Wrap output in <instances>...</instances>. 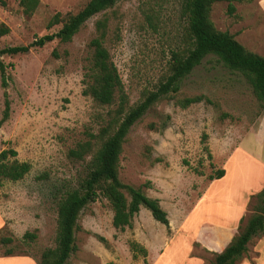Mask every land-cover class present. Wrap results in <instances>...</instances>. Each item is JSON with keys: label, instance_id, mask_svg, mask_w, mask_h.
I'll list each match as a JSON object with an SVG mask.
<instances>
[{"label": "rangeland", "instance_id": "1", "mask_svg": "<svg viewBox=\"0 0 264 264\" xmlns=\"http://www.w3.org/2000/svg\"><path fill=\"white\" fill-rule=\"evenodd\" d=\"M87 1L39 0L34 12L26 15L18 0H0V23L9 28L0 37V48L26 45L57 31L60 24L47 27L51 16L76 13ZM183 2L117 0L85 21L70 41L54 39L25 53L1 56L10 77L4 88L0 75V152L13 148L16 158L28 162L30 170L17 181L0 178V235L13 238L0 244V264H37L41 252L55 246L57 200L76 188L87 171V158L75 159L69 150L87 140L88 133L97 132L108 110L82 93L95 21L108 17L105 46L123 82L128 105H134L164 77L171 50L184 42ZM233 4L235 12L228 14L226 1L214 2L210 20L216 29L233 34L247 50L264 56V0ZM200 94L208 101L186 108L175 102ZM203 133L207 135L204 143ZM238 145L249 156L241 150L233 152L230 172L250 178L253 185L264 173V102L257 99L241 72L210 54L182 80L179 93L155 103L131 127L120 154L119 178L157 198L172 224L192 208L211 181L209 175L222 169L224 159ZM157 157L160 161H154ZM222 185L229 187L226 182ZM256 202L250 198L244 222ZM112 215L109 202L101 195L80 212L77 250L66 264H150L157 254L156 244L172 236L171 230L166 238L160 235V223L143 206L123 230L112 225ZM26 231L34 234L33 239L22 238ZM175 238L159 264L164 259L168 264L175 261L183 233ZM131 239L147 246L149 257L132 258L127 244ZM249 244L256 245L249 254L247 249L251 264H264V234L252 237ZM6 248H12L13 254L4 255ZM190 255L202 258V264L213 260V253L197 243Z\"/></svg>", "mask_w": 264, "mask_h": 264}, {"label": "trees", "instance_id": "2", "mask_svg": "<svg viewBox=\"0 0 264 264\" xmlns=\"http://www.w3.org/2000/svg\"><path fill=\"white\" fill-rule=\"evenodd\" d=\"M226 1L227 13L233 14V1L245 0H184L182 14L184 22V42L182 46L171 50L167 71L154 89L142 94L134 105H128L127 94L123 82L105 46L108 33V17L103 16L95 21V36L89 41L90 56L84 65L83 95L101 106H108L106 115L101 118L96 133H88V139L78 142L69 150L75 159H86L87 171L76 188L65 191L57 200V218L55 246L41 252L37 264H66L77 250L75 233L79 229L80 212L99 195L103 196L112 209V225L119 230L131 225L132 217L140 207L148 209L155 221L169 228L167 212L160 206L157 198L145 195L139 187L124 184L119 178L120 154L131 127L158 101L171 98L179 93L182 80L207 55H215L231 70L241 72L251 84L258 100L264 102V56L247 50L234 35L228 31L216 29L210 20V10L214 2ZM117 0H88L76 13L62 15L55 12L47 23V27L60 24L59 29L34 39L26 45H12L0 48L1 83L8 85L9 74L2 55L25 53L29 49L42 47L47 42L58 39L60 42L70 41L90 17L111 8ZM19 6L26 15H31L39 4V0H18ZM9 28L0 23V37L7 34ZM55 54V52H54ZM208 101L204 95L184 96L175 100L182 108L192 103ZM9 102L5 99L4 114L7 115ZM152 127L153 124H151ZM207 135L202 134V143ZM203 150L210 154L204 144ZM13 148L0 152V178L17 181L30 170V164L19 161ZM157 157L154 161H160ZM224 169H217L209 179L220 178ZM251 198L256 199L254 212L244 222L241 218L238 232L231 238L225 248L213 253L211 264H237L247 253V243L254 236L264 234V187ZM244 222V223H243ZM34 234L26 231L22 238L33 239ZM13 241L10 236L0 235V244ZM132 258L147 256L146 248L138 241H127ZM13 254L12 248H6L4 255ZM253 263V262H252ZM105 264H116L108 261Z\"/></svg>", "mask_w": 264, "mask_h": 264}, {"label": "crops", "instance_id": "3", "mask_svg": "<svg viewBox=\"0 0 264 264\" xmlns=\"http://www.w3.org/2000/svg\"><path fill=\"white\" fill-rule=\"evenodd\" d=\"M240 150L238 145L230 151L221 164L224 174L220 178L209 181L191 209L179 215L172 224L167 214L169 219L168 229L157 221V224L160 223L158 224L160 235L166 238L167 230H171L172 236L168 237L167 240H162L160 244H156L157 254L150 264H159L163 251H167L175 241V237L181 233H183L184 238L182 241L184 242L179 245L178 251H176V259L172 264H202V258L190 255L194 243L212 253H218L225 248L231 238L238 232L241 218L246 216L249 211L251 196L264 187L263 172L258 176V182H254L255 185L248 181L251 180L250 178H241L240 175H233L230 172L229 161L232 154ZM240 152L249 156L248 153L242 150ZM261 166L264 169V165L261 164ZM223 182H226L229 187L224 188L225 184L222 185ZM260 238L257 237L256 240L258 241ZM249 243L250 241L247 243L248 254L256 249V245ZM145 248L148 249L147 256L149 257V248L147 246ZM159 248H162V250L159 251ZM250 260L244 256L237 264H251ZM162 264H168L167 260L164 259Z\"/></svg>", "mask_w": 264, "mask_h": 264}]
</instances>
